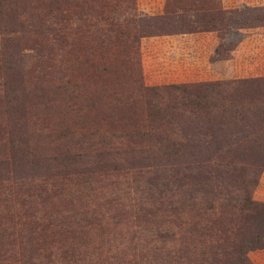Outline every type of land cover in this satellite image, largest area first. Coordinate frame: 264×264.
<instances>
[{"label":"trees","instance_id":"obj_1","mask_svg":"<svg viewBox=\"0 0 264 264\" xmlns=\"http://www.w3.org/2000/svg\"><path fill=\"white\" fill-rule=\"evenodd\" d=\"M2 1L0 28L13 33L16 17L8 2L2 8ZM79 1L83 45L68 50L66 60L58 48L41 47L38 53L45 60L24 64L16 58L20 38L0 37V257L9 264H90L78 249L86 245L79 237L86 227L99 224L96 213L59 214L52 199L70 203L78 192L74 187L92 186L97 177L142 157L134 155L144 152L145 143L164 157L229 159L204 178L201 194L187 190L179 206L170 208L176 214L192 212L195 220L187 233L196 240L185 234L176 251L192 264H252L247 252L264 246V201L251 196L257 169L234 162L264 163V75L146 85L135 60L139 37L197 32L215 33L212 60L221 59L235 46L223 40L226 30L264 27V6L158 0L161 10L121 28L109 16L121 0ZM31 68L52 83L55 98L24 78ZM75 72L80 83L71 77ZM32 97L53 103L56 115L31 113ZM52 117L56 128H63L56 138L64 141L43 151L32 133L49 129ZM63 124L87 125L71 130L72 125ZM37 205L45 216L36 215ZM14 246L18 257L10 252Z\"/></svg>","mask_w":264,"mask_h":264},{"label":"rangeland","instance_id":"obj_2","mask_svg":"<svg viewBox=\"0 0 264 264\" xmlns=\"http://www.w3.org/2000/svg\"><path fill=\"white\" fill-rule=\"evenodd\" d=\"M7 2L17 23L13 33L0 28V37L16 34L20 38L16 58L21 59L22 63L33 65L45 60L44 53H38L41 47L58 48L56 52L66 60L68 50L83 45V23L80 22L82 1L4 0L1 2L3 9ZM116 4L111 7L109 16L121 28L125 24L131 27L134 25L131 21L156 13L162 8L158 0H135L133 4H130V0H121ZM219 4L223 7L264 6V0H219ZM223 40L233 42L235 46L221 59L212 60L217 43V37L212 32L139 37L135 61L141 82L159 85L264 75V27L237 32L229 27ZM108 61L117 63L114 58ZM37 69L31 68L24 72V78L45 87L49 95L55 98L51 93L52 83L44 82L37 76ZM71 77L80 83L81 77H76V72ZM82 79L88 81L90 78L85 76ZM29 104L31 106L28 109L38 118L52 113L56 115L58 110L55 105L53 107V103H44V100L35 97L31 98ZM50 119L54 124H49V129L33 130L32 133V140L43 151L64 141L56 138V135L63 133V128H56L59 125L56 124V117ZM60 120L66 121L67 118L60 117ZM72 121L69 119V122ZM63 125L67 128L72 125V130L76 125L82 127L87 124ZM112 125L106 124L104 127ZM142 144L144 152L134 155L142 157L122 163L121 169L104 178L97 177L92 186L77 185L74 188L78 192L71 196L70 203L52 199L60 208L59 214L67 211L96 213L99 224L86 227L85 235L79 237L86 245H79L78 249L90 264H192L176 251L180 237L186 234L190 239L197 238L195 234L187 233L194 228L192 212L176 214L171 213V210L179 206V198L187 190L201 194L198 189L206 186L204 178L213 175L229 159H197L187 155L164 157L145 143ZM234 163L244 168L257 169L251 196L264 201V163ZM214 188V185L211 186V189ZM72 191L75 190H69ZM36 207V215L47 214L41 205ZM117 210L120 214H116ZM10 221L14 222L15 219ZM56 244L52 243V250H55ZM10 252L15 257L19 256L16 246L11 247ZM247 257L252 264H264V246L262 249L248 251ZM3 259L1 256L0 264H9Z\"/></svg>","mask_w":264,"mask_h":264}]
</instances>
